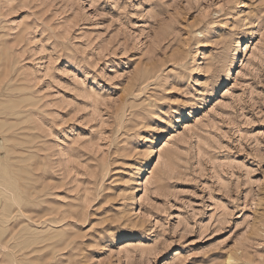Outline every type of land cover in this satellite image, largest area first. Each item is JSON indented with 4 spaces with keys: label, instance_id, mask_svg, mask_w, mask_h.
<instances>
[{
    "label": "rangeland",
    "instance_id": "1",
    "mask_svg": "<svg viewBox=\"0 0 264 264\" xmlns=\"http://www.w3.org/2000/svg\"><path fill=\"white\" fill-rule=\"evenodd\" d=\"M0 264H264V0H0Z\"/></svg>",
    "mask_w": 264,
    "mask_h": 264
},
{
    "label": "bare ground",
    "instance_id": "2",
    "mask_svg": "<svg viewBox=\"0 0 264 264\" xmlns=\"http://www.w3.org/2000/svg\"><path fill=\"white\" fill-rule=\"evenodd\" d=\"M227 67H228V66H227ZM231 69H232V64L227 68V72L229 73ZM231 258H232V256L230 255V256L228 257V259H231Z\"/></svg>",
    "mask_w": 264,
    "mask_h": 264
}]
</instances>
